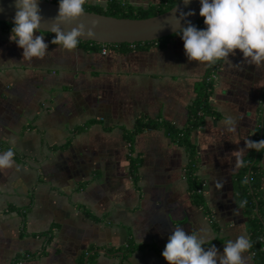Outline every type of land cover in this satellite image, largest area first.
Here are the masks:
<instances>
[{"label": "crops", "instance_id": "1", "mask_svg": "<svg viewBox=\"0 0 264 264\" xmlns=\"http://www.w3.org/2000/svg\"><path fill=\"white\" fill-rule=\"evenodd\" d=\"M10 30L0 28V152L13 151L0 169V264H168L161 251L174 226L205 235L202 247L219 252L227 239L249 238L235 175L253 150L248 141L261 137L264 66L245 64L235 49L216 71L215 114L190 134L201 206L185 177L188 154L163 126L127 141L140 119L188 125L208 66L187 60L177 33L102 54L64 50L34 30L47 49L24 60ZM226 117L236 122L231 133ZM260 165L264 200V152ZM252 255L243 253L245 264H255Z\"/></svg>", "mask_w": 264, "mask_h": 264}, {"label": "clouds", "instance_id": "2", "mask_svg": "<svg viewBox=\"0 0 264 264\" xmlns=\"http://www.w3.org/2000/svg\"><path fill=\"white\" fill-rule=\"evenodd\" d=\"M182 2L188 4L190 0ZM57 3L54 18L57 23L50 26L55 33L52 42L70 51L77 46L83 26L62 30L60 23L77 21L83 16L85 0H57ZM13 4L15 12L9 40L22 48L24 60L42 58L47 44L42 35L34 34V30L39 32L38 29L42 28L38 0H13ZM199 5V15L203 17L205 27L197 28L187 21L185 26H180V17L177 16L176 26L173 27L183 41V52L188 61L211 66L227 59L229 54L235 56L234 50L238 49L245 64L257 68L264 66V0H199ZM224 123L227 132L235 130L236 122L232 117H226ZM247 147L259 152L264 149V139L249 140ZM12 157L11 148L0 152V169L10 167ZM205 243V235L186 234L181 226H174L161 256L168 264H245L243 253L251 247V241L243 234L225 240L222 252L217 251L214 245L205 249L202 247Z\"/></svg>", "mask_w": 264, "mask_h": 264}, {"label": "trees", "instance_id": "3", "mask_svg": "<svg viewBox=\"0 0 264 264\" xmlns=\"http://www.w3.org/2000/svg\"><path fill=\"white\" fill-rule=\"evenodd\" d=\"M179 0H167L166 2L158 5L157 7H132L121 2L112 0L107 3L104 7L99 5H91L84 3L83 7L86 11H92L96 13L111 15L115 17H128V18H144L149 17L161 12H164L175 5ZM54 3H57V0H53ZM197 28H203V17H200L198 20L193 22ZM12 23L0 21V28H11ZM47 35L50 41L53 40L55 33L42 32ZM176 34V33H175ZM172 35L162 37L157 40L144 41V42H134L131 44L128 43H98L94 41L87 40H78V47L86 49H100L104 47H121L122 49L133 47H141V45H149L151 43H158L167 40ZM222 60L217 61L215 64L208 66L207 72L204 75L203 83L204 88L201 95L197 96L189 106V121L188 125L184 128H176L174 125L162 121L155 122L152 120H143L140 119L137 121L135 128L128 132L127 141L130 143L131 135L134 133L143 130L145 128H153L163 126L169 136L176 141L179 145L183 146L188 154V164L186 166L185 177L189 183L190 190L193 197L197 203L201 206H204L202 197L197 193V189L200 188L201 182L196 175V163L197 159L195 157V149L190 140L191 131L198 128L204 117L208 115H214V111L210 106L209 97L212 92L213 81L208 80V76L212 71H216L221 65ZM260 139H264V118H263V127L261 132ZM255 141H258V137L255 138ZM264 149L257 151L255 155V150H252L249 155L243 161L240 171L235 175L236 182V200L237 203L241 206L243 202V211L247 217L246 229L249 234L251 241L250 250L253 253V259L255 264H264V239L260 241V237L264 238V200L261 194V178H262V169L260 165V159ZM131 171L134 172L138 162L136 159H131ZM136 246H129L130 249H135Z\"/></svg>", "mask_w": 264, "mask_h": 264}, {"label": "water", "instance_id": "4", "mask_svg": "<svg viewBox=\"0 0 264 264\" xmlns=\"http://www.w3.org/2000/svg\"><path fill=\"white\" fill-rule=\"evenodd\" d=\"M41 15V32H50V26L57 23L58 3L38 0ZM199 0H190L184 4L179 0L168 10L144 18L115 17L111 15L84 10L85 14L77 21L60 23L62 30H69L76 25L83 26V34L78 40L94 41L98 43H134L157 40L177 33L176 16L180 17V26L185 22H195L199 15ZM15 8L13 0H0V21L12 23ZM190 13V14H189ZM184 14L183 16H181Z\"/></svg>", "mask_w": 264, "mask_h": 264}, {"label": "built area", "instance_id": "5", "mask_svg": "<svg viewBox=\"0 0 264 264\" xmlns=\"http://www.w3.org/2000/svg\"><path fill=\"white\" fill-rule=\"evenodd\" d=\"M47 1H51V2H53V0H47ZM106 51H107V48L106 47H102L101 48V50H100V52L102 53V54H105L106 53ZM217 71V70H216ZM216 71H212L210 74H209V76H208V80H211V81H214V79H215V76H216ZM197 192H199V193H201L202 192V188L200 187V188H198L197 189ZM263 224H264V221H263ZM263 237H260V241H263ZM253 254V253H252Z\"/></svg>", "mask_w": 264, "mask_h": 264}, {"label": "rangeland", "instance_id": "6", "mask_svg": "<svg viewBox=\"0 0 264 264\" xmlns=\"http://www.w3.org/2000/svg\"><path fill=\"white\" fill-rule=\"evenodd\" d=\"M99 6H102V5H99ZM102 7H104V8H105V6H102Z\"/></svg>", "mask_w": 264, "mask_h": 264}]
</instances>
